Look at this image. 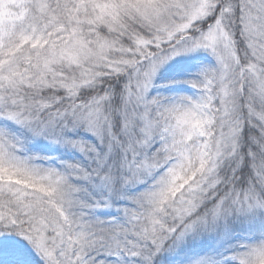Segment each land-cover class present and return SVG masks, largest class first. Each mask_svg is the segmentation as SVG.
I'll return each instance as SVG.
<instances>
[{"label":"snow or ice","instance_id":"6c2138e0","mask_svg":"<svg viewBox=\"0 0 264 264\" xmlns=\"http://www.w3.org/2000/svg\"><path fill=\"white\" fill-rule=\"evenodd\" d=\"M0 264H264V0H0Z\"/></svg>","mask_w":264,"mask_h":264}]
</instances>
